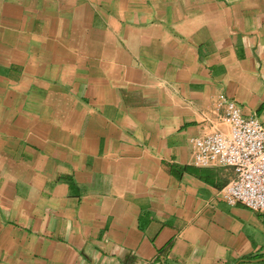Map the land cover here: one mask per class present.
<instances>
[{
	"label": "crops",
	"instance_id": "obj_1",
	"mask_svg": "<svg viewBox=\"0 0 264 264\" xmlns=\"http://www.w3.org/2000/svg\"><path fill=\"white\" fill-rule=\"evenodd\" d=\"M221 96L264 125V0H0V264H264Z\"/></svg>",
	"mask_w": 264,
	"mask_h": 264
},
{
	"label": "built area",
	"instance_id": "obj_2",
	"mask_svg": "<svg viewBox=\"0 0 264 264\" xmlns=\"http://www.w3.org/2000/svg\"><path fill=\"white\" fill-rule=\"evenodd\" d=\"M229 130L194 135L190 144L199 166L232 167L235 176L220 191L232 205L244 204L264 212V125L256 116L245 115L239 103L226 96L216 100Z\"/></svg>",
	"mask_w": 264,
	"mask_h": 264
}]
</instances>
